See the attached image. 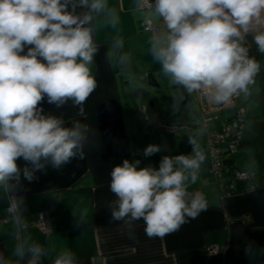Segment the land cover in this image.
<instances>
[{"label": "clouds", "instance_id": "9594fccd", "mask_svg": "<svg viewBox=\"0 0 264 264\" xmlns=\"http://www.w3.org/2000/svg\"><path fill=\"white\" fill-rule=\"evenodd\" d=\"M144 7L161 22L149 38V52L172 85L212 106L250 94L261 72L251 45L264 55V0H133L134 10ZM100 18L112 28L120 22L108 0H0V191L10 197L13 231L24 226V199L11 195L23 180L38 179L36 173L49 165L60 170L85 159L90 128L78 120L66 126L62 115L46 114L41 105L45 98L56 108L71 101L78 115L85 114L83 106L97 87L92 66L100 50L95 40ZM111 47L109 63L126 70L130 57L119 51L123 41ZM188 143L191 154L163 156L158 169L139 167L138 159L112 168L111 220L123 221L130 239L135 240V221H143L148 238H162L207 210L204 194L189 191L206 155L195 139ZM160 151V145L149 144L143 155ZM21 158L23 167L17 163ZM49 255L25 234L13 248L15 261L0 252V264H43ZM51 264L78 260L62 250Z\"/></svg>", "mask_w": 264, "mask_h": 264}, {"label": "crops", "instance_id": "0c3cea01", "mask_svg": "<svg viewBox=\"0 0 264 264\" xmlns=\"http://www.w3.org/2000/svg\"><path fill=\"white\" fill-rule=\"evenodd\" d=\"M108 3L118 13L120 22L116 28L106 26L102 18L96 22L95 40L100 50L92 74L97 87L83 106L85 114L78 115L71 101L56 108L45 98L41 105L46 114L62 115L66 126L78 120L90 128L85 159H74L60 170L49 165L46 172L36 173L38 179L23 180V187L11 194L22 196L26 205L24 227L19 231H13V219L6 220L10 197L0 191V252L15 261L12 256L15 243L27 234L49 250L43 264H51L62 250L72 251L78 264L264 263V187L229 196L219 194L196 94L191 97L169 79L163 81L160 65L150 55L148 41L152 33L144 30V21L150 19L158 27L161 22L148 9L134 10L133 0H108ZM116 39L123 41L119 51L130 57L126 70L114 62L110 64L106 58ZM251 39L249 36L250 43ZM256 52L253 43L250 54ZM148 73H153L159 86L148 88L151 92L144 95L136 82L146 81ZM258 82L257 79L250 86L246 98L240 95L237 100L244 109L245 134L231 159L243 170L264 169V101L252 102L251 98ZM190 100L195 103L194 109ZM142 106L146 107L145 113L139 111ZM232 114L231 110L223 111L211 127L219 129L221 122ZM155 118L162 119L165 127L158 126ZM189 137L197 141L206 155L199 179L189 191L204 194L207 210L196 219H189L179 231L162 238H148L143 221H135L131 226L135 240L130 239L129 227L123 221L111 220L109 205L116 199L109 190L112 168L124 159H138L139 167L151 165L158 169L163 156L192 153ZM149 144L160 145L161 151L145 157L143 150ZM17 163L25 165L22 158ZM42 210L50 214L49 235L30 226ZM211 245H217L223 253L207 254L205 248Z\"/></svg>", "mask_w": 264, "mask_h": 264}, {"label": "built area", "instance_id": "2783aa9c", "mask_svg": "<svg viewBox=\"0 0 264 264\" xmlns=\"http://www.w3.org/2000/svg\"><path fill=\"white\" fill-rule=\"evenodd\" d=\"M143 9H147V7ZM157 28L158 26L152 20L145 19V31L153 33ZM239 97H234L230 105L212 106L199 94H196L202 115L201 127L204 131L209 162L221 196H229L264 187V169L243 170L232 168L226 164V159L238 152L245 134L244 109L241 105L237 104ZM227 110L233 112L232 116L222 121L219 129H213L211 125L218 119L220 113ZM139 111L145 113L146 107L142 106ZM153 120L157 122L158 126L165 127L162 119L155 118ZM7 212L9 216L6 220L14 219L10 205L7 206ZM31 225L45 235L52 233L50 215L46 210L40 211L31 222ZM205 251L211 255L223 253V250L217 245L207 246Z\"/></svg>", "mask_w": 264, "mask_h": 264}, {"label": "rangeland", "instance_id": "374dc122", "mask_svg": "<svg viewBox=\"0 0 264 264\" xmlns=\"http://www.w3.org/2000/svg\"><path fill=\"white\" fill-rule=\"evenodd\" d=\"M257 60L258 61H260L261 62V72L259 73V75L256 77V80L258 79L259 81H264V57H261V58H257ZM153 74V73H152ZM146 79V78H145ZM167 80H168V78H167ZM164 81V80H163ZM161 82H162V80H161ZM136 83H138L137 84V87H138V90H139V88L142 90H144V95H147V93H150L151 91H149L148 90V88H150V89H153L152 88V86H149L148 84H147V82L146 81H144L143 79L140 81H137ZM164 83V82H163ZM134 89V88H133ZM135 90V89H134ZM136 90H137V88H136ZM191 97H192V95H191ZM251 101V100H250ZM250 101H248V103L250 102ZM145 102V104L147 103V105H148V100H146V101H144ZM252 102H257L255 99H252ZM246 104H247V102L245 103V110H246ZM190 105L193 107V109L195 108V103L193 102V100H190ZM191 111H192V109H191ZM165 123V122H164ZM167 124V123H166ZM161 138H164L163 137V135H162V137ZM157 140L158 139H155V142H157Z\"/></svg>", "mask_w": 264, "mask_h": 264}, {"label": "trees", "instance_id": "16d2710c", "mask_svg": "<svg viewBox=\"0 0 264 264\" xmlns=\"http://www.w3.org/2000/svg\"><path fill=\"white\" fill-rule=\"evenodd\" d=\"M250 55L255 56L256 59H257V58L264 57V55H261V54L258 53V52L253 53V54H250ZM141 74L144 75L145 73H142V72H141ZM251 98H252V99H255V100L264 101V81H259V82H258V88L256 89L255 93L252 95ZM245 136H246V135H245ZM242 142H243V140H242ZM241 145H242V143H241ZM240 147H241V146H240ZM226 164L229 165V166L232 167V168H237V167L234 165V162L232 161L231 157H229V158L226 159ZM237 169H239V168H237ZM211 171H212V169H211ZM212 174H213V172H212ZM213 178H214V176H213ZM214 181H215V180H214ZM215 184H216V182H215ZM216 187H217V185H216ZM218 192H219V191H218ZM46 211H47V210H46ZM48 213H49V212H48ZM49 215H50V214H49ZM35 218H36V217H34L33 220H34ZM33 220H32V221H33ZM30 226L34 227V226L31 225V224H30Z\"/></svg>", "mask_w": 264, "mask_h": 264}, {"label": "water", "instance_id": "95a60500", "mask_svg": "<svg viewBox=\"0 0 264 264\" xmlns=\"http://www.w3.org/2000/svg\"><path fill=\"white\" fill-rule=\"evenodd\" d=\"M145 78H146L145 80L149 86H152V87H158L159 86L155 76L152 73H148ZM162 79L164 80V79H166V77H164L162 75Z\"/></svg>", "mask_w": 264, "mask_h": 264}]
</instances>
